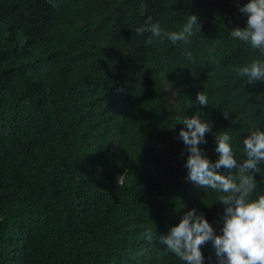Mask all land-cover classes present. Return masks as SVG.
<instances>
[{
    "label": "trees",
    "instance_id": "obj_1",
    "mask_svg": "<svg viewBox=\"0 0 264 264\" xmlns=\"http://www.w3.org/2000/svg\"><path fill=\"white\" fill-rule=\"evenodd\" d=\"M249 2L0 0V264H184L159 236L191 209L222 235L221 193L187 179L177 117L212 124L199 146L212 162L216 134L243 160V139L264 131V82L234 71L264 61L230 35ZM192 14L187 46L137 35L148 17L179 31ZM201 252L219 264L213 241Z\"/></svg>",
    "mask_w": 264,
    "mask_h": 264
},
{
    "label": "clouds",
    "instance_id": "obj_2",
    "mask_svg": "<svg viewBox=\"0 0 264 264\" xmlns=\"http://www.w3.org/2000/svg\"><path fill=\"white\" fill-rule=\"evenodd\" d=\"M239 10L248 17L247 27L231 30V37L264 54V0H250ZM200 31L201 24L195 14L187 16L179 31H165L159 22L153 23L151 17L136 29L137 35L151 34L146 40L147 45H151L155 37L187 46ZM184 56L189 61L194 60L190 51L185 50ZM234 71L239 77H246L249 84L257 80L264 82V61L258 58ZM196 102L208 106L209 98L205 91L197 94ZM224 114L227 117L228 114ZM177 120L178 124L185 126L178 138L190 153L185 164L187 179L221 193L217 200L225 210L222 235H216L202 213L198 214L196 209L187 211L167 235L159 236L160 243L167 246L166 253L178 257L184 264H203L201 246L213 241L219 264H264V194L253 198L258 186L255 174L264 171L260 167L264 164V131L257 129L243 139V160L237 159L230 142L232 137L227 131L216 134L215 150L219 158L212 162L199 147L207 143L206 133L212 131V124L202 120L200 112L182 120L177 117ZM220 168L236 171L225 176L216 171ZM145 235L149 241L152 240L151 229Z\"/></svg>",
    "mask_w": 264,
    "mask_h": 264
}]
</instances>
